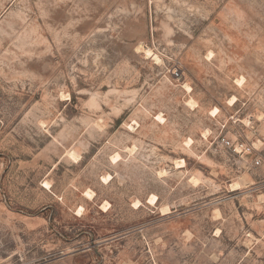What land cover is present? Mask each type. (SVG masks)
I'll list each match as a JSON object with an SVG mask.
<instances>
[{
    "label": "rangeland",
    "instance_id": "374dc122",
    "mask_svg": "<svg viewBox=\"0 0 264 264\" xmlns=\"http://www.w3.org/2000/svg\"><path fill=\"white\" fill-rule=\"evenodd\" d=\"M0 264H264V0H0Z\"/></svg>",
    "mask_w": 264,
    "mask_h": 264
},
{
    "label": "bare ground",
    "instance_id": "6f19581e",
    "mask_svg": "<svg viewBox=\"0 0 264 264\" xmlns=\"http://www.w3.org/2000/svg\"><path fill=\"white\" fill-rule=\"evenodd\" d=\"M147 52H148V51H147ZM155 58L158 59L157 56H155ZM213 111L215 112V111H216V108H215ZM158 119H161V117L158 116ZM190 141H191V139L186 140V141H185V145L189 146ZM129 150H130V149H129ZM130 151H131V150H130ZM68 154H69L73 159H77V158H78V155L75 154L74 151H69ZM118 158H119V155H118V154H115V155H113V156L111 157L112 161H113V160L115 161V160H117ZM184 162H185V161H184L183 159H180V160L176 161V167H182L183 164H184ZM104 179H105V178H104ZM193 180H194V179H193ZM237 185H238L237 182H233V183L230 184L231 187H236ZM84 194H85V196H89V197H91L93 193H92V191H90V190H86V191L84 192ZM155 200H156V196H155V195H151L150 198H149V201H150L151 203H154ZM106 205H107V203L105 202V203H103L102 205H100V208H105ZM81 209H82V207H79V209L77 210V212H80Z\"/></svg>",
    "mask_w": 264,
    "mask_h": 264
},
{
    "label": "built area",
    "instance_id": "2783aa9c",
    "mask_svg": "<svg viewBox=\"0 0 264 264\" xmlns=\"http://www.w3.org/2000/svg\"><path fill=\"white\" fill-rule=\"evenodd\" d=\"M221 144L225 145L226 147L230 148L233 152L238 153L244 147L243 143H236L234 144L230 139L223 137L220 141ZM260 160L256 158L253 162L254 165H258Z\"/></svg>",
    "mask_w": 264,
    "mask_h": 264
}]
</instances>
